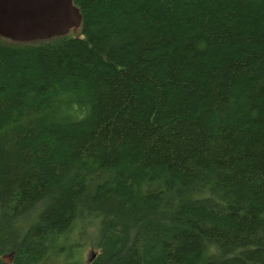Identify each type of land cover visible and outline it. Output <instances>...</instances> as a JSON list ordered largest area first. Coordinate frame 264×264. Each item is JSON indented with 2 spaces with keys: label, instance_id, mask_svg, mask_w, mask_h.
<instances>
[{
  "label": "trees",
  "instance_id": "obj_1",
  "mask_svg": "<svg viewBox=\"0 0 264 264\" xmlns=\"http://www.w3.org/2000/svg\"><path fill=\"white\" fill-rule=\"evenodd\" d=\"M72 4L0 35V264H264V0Z\"/></svg>",
  "mask_w": 264,
  "mask_h": 264
},
{
  "label": "water",
  "instance_id": "obj_2",
  "mask_svg": "<svg viewBox=\"0 0 264 264\" xmlns=\"http://www.w3.org/2000/svg\"><path fill=\"white\" fill-rule=\"evenodd\" d=\"M79 26L72 0H0V35L13 41L76 33Z\"/></svg>",
  "mask_w": 264,
  "mask_h": 264
},
{
  "label": "rangeland",
  "instance_id": "obj_3",
  "mask_svg": "<svg viewBox=\"0 0 264 264\" xmlns=\"http://www.w3.org/2000/svg\"><path fill=\"white\" fill-rule=\"evenodd\" d=\"M77 234H74L70 237V241L66 242V245L63 250H68L67 257L66 254L61 255L59 254L58 260H52L49 264H64L68 261V257H70L69 261L75 256L78 257L79 260L86 264L88 263L93 256L96 253V250H94L90 244L91 241V230L88 229L84 231L83 235L80 236L79 240L74 241L72 239H75ZM88 242V243H87ZM84 244L81 248L78 247ZM10 254H6L2 257V263L3 264H10L12 260V256L8 257Z\"/></svg>",
  "mask_w": 264,
  "mask_h": 264
}]
</instances>
